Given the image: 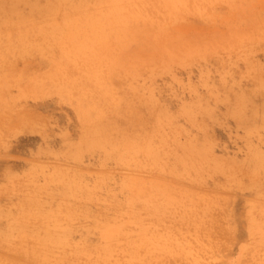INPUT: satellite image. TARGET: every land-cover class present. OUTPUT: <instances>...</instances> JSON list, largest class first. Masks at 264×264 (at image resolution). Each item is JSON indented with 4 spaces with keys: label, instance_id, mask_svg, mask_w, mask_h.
I'll list each match as a JSON object with an SVG mask.
<instances>
[{
    "label": "rangeland",
    "instance_id": "1",
    "mask_svg": "<svg viewBox=\"0 0 264 264\" xmlns=\"http://www.w3.org/2000/svg\"><path fill=\"white\" fill-rule=\"evenodd\" d=\"M0 264H264V0H0Z\"/></svg>",
    "mask_w": 264,
    "mask_h": 264
}]
</instances>
